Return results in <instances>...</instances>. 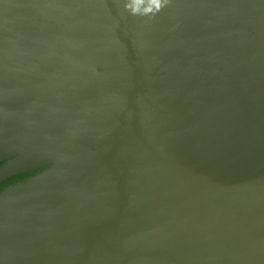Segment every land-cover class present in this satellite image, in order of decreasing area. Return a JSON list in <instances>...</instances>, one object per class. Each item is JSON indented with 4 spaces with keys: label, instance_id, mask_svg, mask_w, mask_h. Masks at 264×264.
Returning a JSON list of instances; mask_svg holds the SVG:
<instances>
[{
    "label": "water",
    "instance_id": "1",
    "mask_svg": "<svg viewBox=\"0 0 264 264\" xmlns=\"http://www.w3.org/2000/svg\"><path fill=\"white\" fill-rule=\"evenodd\" d=\"M128 5L0 0V264H264V0Z\"/></svg>",
    "mask_w": 264,
    "mask_h": 264
},
{
    "label": "clouds",
    "instance_id": "2",
    "mask_svg": "<svg viewBox=\"0 0 264 264\" xmlns=\"http://www.w3.org/2000/svg\"><path fill=\"white\" fill-rule=\"evenodd\" d=\"M143 2L144 0H133V4L135 5V7H132L131 5H128V7H132L133 13H137L140 11L139 5L142 4ZM150 3L151 5H154L155 11L158 12L167 3V0H150ZM144 11L145 13L152 12L153 8L148 7Z\"/></svg>",
    "mask_w": 264,
    "mask_h": 264
}]
</instances>
